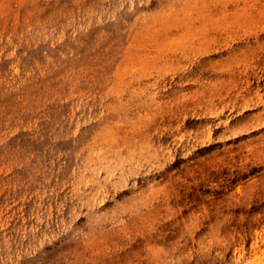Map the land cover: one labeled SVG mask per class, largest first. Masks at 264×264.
I'll return each mask as SVG.
<instances>
[{
  "label": "rangeland",
  "instance_id": "obj_1",
  "mask_svg": "<svg viewBox=\"0 0 264 264\" xmlns=\"http://www.w3.org/2000/svg\"><path fill=\"white\" fill-rule=\"evenodd\" d=\"M0 264H264V0H0Z\"/></svg>",
  "mask_w": 264,
  "mask_h": 264
}]
</instances>
